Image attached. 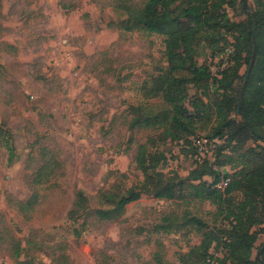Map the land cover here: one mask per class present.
<instances>
[{"label":"rangeland","instance_id":"obj_1","mask_svg":"<svg viewBox=\"0 0 264 264\" xmlns=\"http://www.w3.org/2000/svg\"><path fill=\"white\" fill-rule=\"evenodd\" d=\"M146 2L0 0V264H199L197 254H188L203 235L224 229L214 204L188 197V181L182 199L155 197L163 186L157 169L187 180L195 166L187 139L175 136L191 134L188 140L209 151L204 138L218 124L200 101L211 105L219 93L201 78L178 85L174 95L198 117L173 128L171 107L157 92L169 69L166 36L122 28L126 10ZM175 7V15L185 8ZM242 8L241 0L225 8L230 22L244 18ZM247 8H255L253 0ZM208 46L196 44L194 60L218 76L232 56L228 47L211 60ZM243 139L228 146L232 167L221 173L264 147ZM141 153L147 166L160 158L147 175L137 164ZM130 189L137 201L112 220L98 219L97 211L113 210ZM80 192L85 202L73 213ZM232 198L237 203L242 194ZM261 228L250 251L254 264L262 258ZM225 253L217 244L210 250L213 258Z\"/></svg>","mask_w":264,"mask_h":264},{"label":"trees","instance_id":"obj_2","mask_svg":"<svg viewBox=\"0 0 264 264\" xmlns=\"http://www.w3.org/2000/svg\"><path fill=\"white\" fill-rule=\"evenodd\" d=\"M253 2L255 8L250 11L246 0V13L242 8L244 18L241 21L230 22L225 8H233L236 0H147L140 9L129 7L126 10L127 18L122 24L126 31L143 29L167 38L165 48L169 69L167 76L160 78L157 92H163L164 102L171 107L168 115L171 116L173 128H184L198 117V113L191 114L184 108L181 104L184 99L182 96L176 98L174 95L178 85L197 83L201 78L205 85L214 87L215 93H219V99L211 105H204L200 101L204 109L213 108L215 122L218 124L214 134L204 138L209 142H217L212 157L209 160L197 158L187 180L177 174L166 175L158 169V172L154 170L161 178L159 184L163 185L155 193L156 198L171 201L182 199L180 191L184 186L183 182L188 181V197L201 202L209 201L218 208L224 229L220 234L209 232L203 235L201 244L193 249V253L188 254H197L199 264H227L228 260L229 264H254L250 259V251L263 231L264 147H259V152L250 150L252 154L248 157V162L243 159L238 161L230 174L220 171L232 165L231 156H226L225 152L229 151V145H238L240 137H244L242 143L245 140H253L264 144V0ZM176 3L185 6L177 15V8H174ZM233 28L237 29L238 34ZM227 33L231 34L232 42L228 41ZM201 42L209 44L206 50L211 60L223 54L226 48L233 49L232 57L218 76H213L208 66L196 64L195 45ZM253 58L254 64L249 79L243 87ZM243 66H246V70L241 75ZM234 82H238L236 88ZM231 114L238 117V120L232 119ZM188 137L175 136V139H187L186 148L198 157L194 139L188 140ZM219 159L223 160L218 162ZM159 160L160 158H153L152 164L147 166V160L141 153L137 157V164L147 175L148 169H154ZM164 162L165 158L162 157L161 165ZM205 178L212 180L208 182ZM225 179H229L227 187L219 190L216 186ZM176 187H179L178 193ZM236 192L242 194V200L237 203L232 198ZM139 197L138 193L130 189L126 195L118 198L113 210H99L96 215L101 221L112 220L115 217L113 213H120L126 205L137 201ZM84 202L82 192L78 193L77 209L73 213H77ZM195 221L191 220L192 223ZM253 228L257 230L252 232ZM214 244L226 248L227 256L213 258L210 250ZM261 254V260L255 263L264 264V245Z\"/></svg>","mask_w":264,"mask_h":264},{"label":"built area","instance_id":"obj_3","mask_svg":"<svg viewBox=\"0 0 264 264\" xmlns=\"http://www.w3.org/2000/svg\"><path fill=\"white\" fill-rule=\"evenodd\" d=\"M226 53H227V50H226ZM228 53H230L229 56L233 55V49L231 47H229ZM229 56L228 58H226V60L229 59ZM225 64L227 65V61ZM193 143H194V146L197 148V153H198V157H196V159L200 158V159H207V160H209L212 157L216 144H217V142L215 141L209 142L208 140H206V143L209 145L210 148H209V151H207L206 154H204L203 152H201L200 142L194 139ZM228 183H229V179H225L221 183H219L216 187L219 190H224L227 187Z\"/></svg>","mask_w":264,"mask_h":264},{"label":"water","instance_id":"obj_4","mask_svg":"<svg viewBox=\"0 0 264 264\" xmlns=\"http://www.w3.org/2000/svg\"><path fill=\"white\" fill-rule=\"evenodd\" d=\"M242 7H243V10L245 11L246 13V0H242ZM253 64H254V58L252 59L250 65H249V68H248V71H247V75L245 77V81H244V84H243V87L246 85L248 79H249V76H250V73H251V70H252V67H253ZM240 111H238L239 113Z\"/></svg>","mask_w":264,"mask_h":264}]
</instances>
